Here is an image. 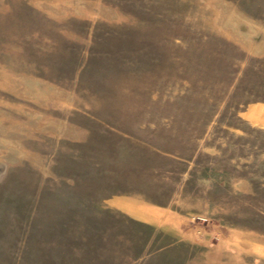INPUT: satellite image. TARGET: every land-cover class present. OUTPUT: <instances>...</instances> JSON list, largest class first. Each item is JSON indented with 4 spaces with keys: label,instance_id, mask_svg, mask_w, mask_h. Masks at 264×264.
Listing matches in <instances>:
<instances>
[{
    "label": "rangeland",
    "instance_id": "rangeland-1",
    "mask_svg": "<svg viewBox=\"0 0 264 264\" xmlns=\"http://www.w3.org/2000/svg\"><path fill=\"white\" fill-rule=\"evenodd\" d=\"M0 264H264V0H6Z\"/></svg>",
    "mask_w": 264,
    "mask_h": 264
},
{
    "label": "crops",
    "instance_id": "crops-1",
    "mask_svg": "<svg viewBox=\"0 0 264 264\" xmlns=\"http://www.w3.org/2000/svg\"><path fill=\"white\" fill-rule=\"evenodd\" d=\"M5 2L6 0H0V11L2 10Z\"/></svg>",
    "mask_w": 264,
    "mask_h": 264
}]
</instances>
